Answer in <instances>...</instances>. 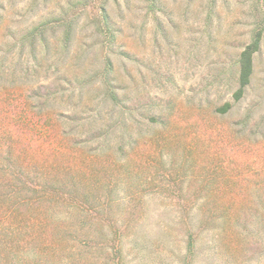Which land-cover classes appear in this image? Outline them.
Masks as SVG:
<instances>
[{"label":"rangeland","instance_id":"1","mask_svg":"<svg viewBox=\"0 0 264 264\" xmlns=\"http://www.w3.org/2000/svg\"><path fill=\"white\" fill-rule=\"evenodd\" d=\"M1 60V87L28 90L15 115L58 109L77 150L107 157L86 167L92 200L139 219L120 254L111 241L92 258L264 264V0H0Z\"/></svg>","mask_w":264,"mask_h":264},{"label":"trees","instance_id":"2","mask_svg":"<svg viewBox=\"0 0 264 264\" xmlns=\"http://www.w3.org/2000/svg\"><path fill=\"white\" fill-rule=\"evenodd\" d=\"M107 16L103 10L95 18L102 36ZM259 43L257 38L241 53L236 101L250 85ZM7 63L0 61V264H114L112 257L92 258L91 251L105 252L112 241L113 256L120 254L121 236L139 219L130 218L131 212L125 218L111 203L92 200L100 185L90 188L89 173L96 171L86 167L94 169L92 163L106 156L91 154L83 146L77 150L78 142L70 140L59 123L63 115L58 109L40 107L37 120L21 121L13 105L26 98L28 90L1 87V79L9 76ZM23 105L26 117L32 118L37 106L30 100ZM230 108L226 103L218 111ZM187 208L180 211V219L189 220L193 214Z\"/></svg>","mask_w":264,"mask_h":264}]
</instances>
